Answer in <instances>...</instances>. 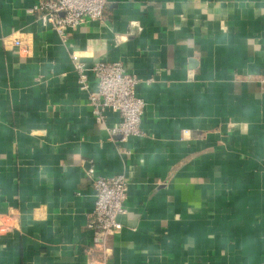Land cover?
<instances>
[{
    "label": "crops",
    "instance_id": "1",
    "mask_svg": "<svg viewBox=\"0 0 264 264\" xmlns=\"http://www.w3.org/2000/svg\"><path fill=\"white\" fill-rule=\"evenodd\" d=\"M38 2L0 0V264L97 263L90 168L129 179L108 264H264V0H109L66 41ZM74 52L141 79L143 135L96 121Z\"/></svg>",
    "mask_w": 264,
    "mask_h": 264
},
{
    "label": "built area",
    "instance_id": "2",
    "mask_svg": "<svg viewBox=\"0 0 264 264\" xmlns=\"http://www.w3.org/2000/svg\"><path fill=\"white\" fill-rule=\"evenodd\" d=\"M109 0H39L28 9L37 13L44 26H50L63 41L67 40V31L76 29L88 21H99L107 24V5ZM23 45L22 39L14 41ZM79 88L88 95L92 113L99 124L106 125L108 112L120 114L121 121L112 127H106L110 135L119 134L124 141L132 135H143L141 117L145 101L138 96L136 87L141 79L128 71L122 61H96L86 64L81 56L71 54ZM88 71L96 77L97 89L92 91ZM191 76V73H190ZM187 132V131H185ZM95 191V206L88 223L94 232L92 249H97L101 257L96 264H108L111 247L109 238L119 233L123 224L120 215L127 212L126 199L129 179L124 173L116 175H97L94 168L87 172ZM9 221L15 216L6 215ZM14 227L11 222L7 230Z\"/></svg>",
    "mask_w": 264,
    "mask_h": 264
}]
</instances>
